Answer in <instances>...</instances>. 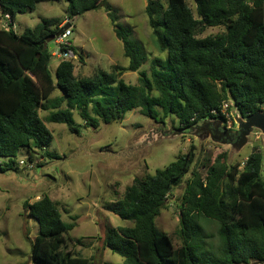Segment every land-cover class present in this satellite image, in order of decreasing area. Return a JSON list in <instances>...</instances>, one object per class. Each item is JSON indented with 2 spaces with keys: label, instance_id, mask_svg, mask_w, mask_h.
<instances>
[{
  "label": "trees",
  "instance_id": "trees-1",
  "mask_svg": "<svg viewBox=\"0 0 264 264\" xmlns=\"http://www.w3.org/2000/svg\"><path fill=\"white\" fill-rule=\"evenodd\" d=\"M68 3L64 19H44L34 29L18 34V14L36 10L42 3ZM150 1L146 7L157 49L166 60L155 58L150 74L140 71L148 61L130 42L132 30L118 24L107 0H0L1 16L9 19L0 29V172L18 171L16 157L25 149L55 159L47 147L53 139L46 122L64 124L79 134L74 116L87 127L110 124L127 113H140L158 123L174 118L187 131L209 119H223L220 108L229 103L243 118L262 112L264 105V0ZM104 8L122 43L127 67L111 72L97 69L89 77L75 75L73 60H61L53 77V53L47 40L66 21ZM68 22V23H69ZM216 35L201 37L209 28ZM137 48V49H136ZM74 54L82 56L71 46ZM66 49H62L64 52ZM126 72L139 73L138 84H127ZM59 90V96L54 93ZM49 112L44 120L41 112ZM213 111L218 115H214ZM195 146L154 175L136 178L122 199L108 208L134 226L108 228L104 247L124 259L121 264H264V153L254 150L245 162L228 165L226 155L193 171L186 182L180 210L176 247L160 232L156 219L170 193L190 173ZM30 163V164H31ZM26 168V167H25ZM24 209L39 225L32 243L33 264H91L90 259L65 250L75 224L63 220L57 202L43 196ZM218 225L219 247L204 248L206 235L200 221ZM109 264V263H106Z\"/></svg>",
  "mask_w": 264,
  "mask_h": 264
},
{
  "label": "rangeland",
  "instance_id": "rangeland-1",
  "mask_svg": "<svg viewBox=\"0 0 264 264\" xmlns=\"http://www.w3.org/2000/svg\"><path fill=\"white\" fill-rule=\"evenodd\" d=\"M150 1L156 6H166L164 0H107L119 17L118 24L132 30L130 42L138 44L136 49L148 60L140 71L149 74L153 59L167 58L157 49L149 25L146 7ZM186 1L195 12V1ZM67 8L65 1L39 4L32 12L18 14L14 29L21 35L44 19H64ZM8 22L9 19L2 17L0 29L8 28ZM71 25L73 34L68 41L82 56L80 59L75 55L72 59L76 76L89 77L97 69L111 72L116 65H129L104 8L76 17L71 20ZM223 31L222 27L209 28L201 37ZM51 52L54 56L56 49ZM60 61L55 56L52 59L50 71L53 77ZM138 77V72H126L122 76L127 84L134 85L138 84ZM59 94L57 90L54 96ZM227 114L223 119H209L187 131L180 130L174 118L156 123L139 110L110 124L100 121L98 128L87 127L75 115L79 134L71 133L64 124L46 122L53 135L47 150L57 158L35 155L31 163L27 151L22 149L16 160L18 163L23 161L27 167L19 165L18 171L0 172V264H33L32 243L39 236V225L29 216L24 204H32L43 196L58 203L64 222L75 224L67 236V252L88 258L91 264L123 263L121 256L104 247L103 240L108 228L132 227L134 224L114 215L108 207L123 198L136 178L154 175L195 146L196 160L192 170L170 193L167 205L156 219L158 230L168 234L176 247L181 246L178 236L180 210L186 182L192 172L198 170L204 175L202 165L214 162L222 154L226 155L227 164L233 165L243 164L254 150L264 153L263 132L253 128L241 147L243 136L237 119L241 115L236 110L231 111L230 107ZM48 115L49 112H41L44 120ZM30 163L31 167H28ZM200 224L210 236L205 240L204 248L216 251L219 247L218 225L206 219H201Z\"/></svg>",
  "mask_w": 264,
  "mask_h": 264
},
{
  "label": "water",
  "instance_id": "water-1",
  "mask_svg": "<svg viewBox=\"0 0 264 264\" xmlns=\"http://www.w3.org/2000/svg\"><path fill=\"white\" fill-rule=\"evenodd\" d=\"M70 27V24L67 23L66 25H64V27H62V29H60L55 35H53L52 37H50L47 40V43L49 44V50L53 51L56 48L55 45V41L60 38L64 31L66 29H68ZM238 119V123H239V127H240V132L242 133V140L240 141V145L239 146H244L245 145V141H246V137L251 133L253 128H258L260 129L263 134H264V113L262 112H258L256 114H253L247 118H243L241 116V118H237ZM250 264H260L257 262H252Z\"/></svg>",
  "mask_w": 264,
  "mask_h": 264
},
{
  "label": "built area",
  "instance_id": "built-area-1",
  "mask_svg": "<svg viewBox=\"0 0 264 264\" xmlns=\"http://www.w3.org/2000/svg\"><path fill=\"white\" fill-rule=\"evenodd\" d=\"M70 24V27L66 29L63 33V35L58 38L55 41L56 45V52L54 54L55 57H58L61 60H72L75 58V54L73 50L70 49L72 46L71 43L68 41V39L72 36L73 34V27ZM62 49H66L64 52H62ZM230 104L229 103H223L221 108H220V114L224 117H227V110L229 109ZM264 109V105L262 106V110ZM214 115H218L217 112L213 111ZM21 166L27 167V164H25L23 161L20 162ZM28 167H31V164H28Z\"/></svg>",
  "mask_w": 264,
  "mask_h": 264
},
{
  "label": "crops",
  "instance_id": "crops-1",
  "mask_svg": "<svg viewBox=\"0 0 264 264\" xmlns=\"http://www.w3.org/2000/svg\"><path fill=\"white\" fill-rule=\"evenodd\" d=\"M1 18H2V17L0 16V21H1ZM4 18H5V17H4ZM15 31H16V30H15Z\"/></svg>",
  "mask_w": 264,
  "mask_h": 264
}]
</instances>
